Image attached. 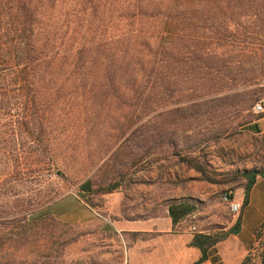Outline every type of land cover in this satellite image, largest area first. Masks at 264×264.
<instances>
[{"label":"rangeland","instance_id":"374dc122","mask_svg":"<svg viewBox=\"0 0 264 264\" xmlns=\"http://www.w3.org/2000/svg\"><path fill=\"white\" fill-rule=\"evenodd\" d=\"M228 1L233 6L234 0ZM208 16L217 28L219 14L212 9ZM224 17L225 39L212 45L222 61L213 59L211 67L218 73L209 69L208 82L189 73L184 76L193 79L181 77L178 85L167 86L172 81L167 77L159 98L150 90L148 102L136 108L114 102L96 105L87 93L77 103L56 105L54 111L69 118L46 124L50 152L43 171L7 184L19 194L11 199L30 209L35 223L25 232L29 244L23 254L22 243L14 238L9 254L24 259L15 264H126L127 235L104 225L162 217L170 203L182 199L196 201L201 217L214 220L208 227L222 229L218 210L232 216L223 195L245 182L232 181L233 176L264 167V133L252 129L255 116L264 117L252 111L255 104L264 105V19H232L230 10ZM232 21L239 24L237 32ZM247 100L252 106L243 110ZM4 113L14 115L16 109L0 111ZM10 121L0 118V138L16 127ZM34 138L28 132L18 134L7 150L12 155L23 146L32 156ZM185 156L196 158L217 182L208 183L189 168ZM85 182L93 211L87 227H70L43 214ZM112 185L116 188L108 192Z\"/></svg>","mask_w":264,"mask_h":264},{"label":"trees","instance_id":"16d2710c","mask_svg":"<svg viewBox=\"0 0 264 264\" xmlns=\"http://www.w3.org/2000/svg\"><path fill=\"white\" fill-rule=\"evenodd\" d=\"M212 9L220 16L217 28L208 16ZM228 10L232 19L259 21L264 19V0H234L233 6L228 0H0V111L16 109L14 115H0L16 126L0 138V264L24 261L9 252L18 238L23 254L29 244L25 232L35 223L30 209L11 199L19 194L7 184L43 171L50 152L46 124L69 118L68 113L57 114L56 105L77 103L87 93L96 105L114 102L136 108L148 102L150 90L159 98L167 77L172 78L167 86L178 85L181 77L193 79L184 76L189 73L208 82L209 69L218 73L211 67L213 59L222 61L212 45L225 39ZM232 22L237 32L239 24ZM250 103L244 101L242 109L251 108ZM254 129L259 132L256 125ZM25 132L35 136L32 156L23 146L11 155L9 143ZM183 162L208 183L217 182L196 158L185 156ZM19 165L23 167L17 170ZM257 176L264 177V167L233 176L232 181H245L244 204ZM112 186L108 192L116 188ZM237 228L194 234L189 245L202 253L194 264L202 263L208 249ZM263 235L264 223L254 232L258 246Z\"/></svg>","mask_w":264,"mask_h":264},{"label":"crops","instance_id":"0c3cea01","mask_svg":"<svg viewBox=\"0 0 264 264\" xmlns=\"http://www.w3.org/2000/svg\"><path fill=\"white\" fill-rule=\"evenodd\" d=\"M254 125L259 130L257 133H264V117L252 122V129L256 131ZM89 189V184L83 183L77 193H69L54 201L43 214L70 227H87L93 222V211L87 203ZM231 199L240 205L238 213L230 217L227 211L220 213L218 210V226L223 231L233 229L235 225L238 228L208 249L206 259L200 264H242L246 258L247 264H264L260 262L264 243L258 246L254 236L264 223V177H256L248 191L246 204L242 187L232 192ZM197 206L194 200L182 199L170 203L162 217L122 220L113 225L108 222L104 228L113 226L120 235H127L126 264H194L202 253L189 245L193 235H209L216 231L208 227L213 224V218L203 219V212ZM198 222L206 228L200 230ZM191 227L197 231L191 232Z\"/></svg>","mask_w":264,"mask_h":264},{"label":"built area","instance_id":"2783aa9c","mask_svg":"<svg viewBox=\"0 0 264 264\" xmlns=\"http://www.w3.org/2000/svg\"><path fill=\"white\" fill-rule=\"evenodd\" d=\"M252 111L255 115H260L264 113V105L262 103L255 104V106L252 108ZM230 193L223 195V202L228 204V209L232 214H237L240 205L238 203H235L231 198H230ZM197 231L196 228L191 227V232Z\"/></svg>","mask_w":264,"mask_h":264}]
</instances>
